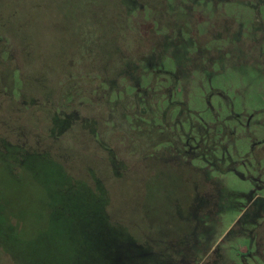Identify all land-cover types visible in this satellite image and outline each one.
<instances>
[{
  "label": "rangeland",
  "instance_id": "1",
  "mask_svg": "<svg viewBox=\"0 0 264 264\" xmlns=\"http://www.w3.org/2000/svg\"><path fill=\"white\" fill-rule=\"evenodd\" d=\"M119 3L0 0V215L8 223H18L15 234L23 236L17 239L6 229L7 237L15 244L20 241L25 252L35 256L42 250V246L33 244L36 236L39 234L42 241L43 236L48 237L46 223L51 203L62 204L69 211V182L49 160L33 155L36 147L39 152L49 150L56 155L62 160L59 164L75 180L86 182L96 195L106 193V238L114 247L102 254L114 264H264V159L256 164L249 154L251 147L260 152L264 145V0L185 2L195 5L188 12L187 22L192 23L199 40H213L206 48L205 64L200 61L205 72L193 71L198 60L192 49L193 39L175 37V33L172 38L164 35L165 52L154 65L169 56L173 62L167 60L165 65L176 68L178 88L185 94L189 91L190 106L201 113L204 121H220L236 131L235 142L226 141L229 148L225 157L238 163L220 173L194 160L197 151L175 153L171 167L157 166L153 175L158 180L150 187L145 169L135 164L129 165L127 176L122 167L114 173L106 157L88 147L85 140L79 138L80 145L76 142L74 131L82 116L77 106L60 110L61 118L68 117L72 129L58 140L48 137L49 111L57 113L61 108L60 91L63 88V92H70L75 85L74 79L63 75L74 32L94 29L96 19L107 26ZM124 3L137 10V1ZM178 6L183 5L170 0V10ZM174 17L166 19L172 28ZM259 154L264 157V152ZM243 160L248 166L239 164ZM226 163L229 166L228 160ZM183 164L200 170L216 188L207 197L212 200V208L201 214L197 231L187 235L184 232L190 214L185 215L187 206L178 205L176 199L187 188L180 179L189 174L175 168ZM49 170L56 172L53 179L61 182L53 184ZM79 191L84 204L95 209L97 200ZM72 216L69 228L79 225L89 231V222H93L99 232H105L103 224L99 225L91 214L85 218L75 213ZM148 232L160 240L169 234L185 236L173 243L172 253L167 254L151 245ZM71 233L68 244L72 256L62 252L63 258L54 264H82L80 251L91 250L92 233L86 236L75 228ZM131 233L139 246L131 247ZM58 240L50 231L49 242L56 245ZM46 251L53 253L48 248ZM0 264L13 263L0 252Z\"/></svg>",
  "mask_w": 264,
  "mask_h": 264
},
{
  "label": "trees",
  "instance_id": "2",
  "mask_svg": "<svg viewBox=\"0 0 264 264\" xmlns=\"http://www.w3.org/2000/svg\"><path fill=\"white\" fill-rule=\"evenodd\" d=\"M119 1L118 10L108 19L107 26H103L100 20L96 19L98 24L94 29L74 32V42L70 49H67L63 75L74 79L75 85H72L70 92H63L62 88L58 102V107L61 108L54 114L49 111L51 118L48 137L58 140L63 133L72 129L69 127V118H61L60 110L69 109L73 105L77 106V113L82 115L76 123L77 131H74L78 135L76 142L80 145L78 139L81 138L86 141L88 147L92 146L97 153L106 157L114 173H118L116 169L122 167L121 170L126 172L127 176L131 172L129 165L132 167L135 164L136 168L145 169L150 175L148 187L158 180V177L153 175L157 166L171 167L175 153L183 155L194 150L198 153L194 160L198 159L202 165L212 167L220 173L231 170L230 167L238 161L225 157L229 148L226 141L235 142L236 131L220 121H204L201 113L190 106L189 91L185 94L184 89L182 92L178 88L180 80L176 68L165 65L167 60L172 61L169 56L165 55L163 63L154 65L165 52L164 35L172 38L175 33V37L181 35L193 39V53L199 60H195L193 71H206L203 66L206 48L213 40L201 42L200 35L193 31L192 23L187 22L188 12L192 10L191 6L195 5L185 4L188 0H172L183 6L170 10V0H135L138 7L134 11L135 7L125 6V0ZM171 16H176L173 28L166 20ZM162 31L165 33L162 34ZM207 123L212 126H207ZM33 151V155L49 160L57 168V173L69 182L67 185L70 191L66 198L69 211L61 207L62 204L51 203L47 215L49 220L46 223L48 237L43 236L42 241L39 234L36 236L33 244L42 246V250L37 251L35 256L26 253L20 241L15 244L7 237L6 229H10L17 239L23 236L15 234L18 223H8L5 217L2 219L0 215L1 254L13 264H54L56 260L63 258L62 252L67 253L69 258L72 256V247L68 242L72 229L75 228L86 236L92 233L89 240L91 250H82L79 253L82 264H114L102 254L103 250L114 247L106 238V227L109 223L106 193L96 195L86 182L75 180L69 171L59 164L62 160L49 150L42 153L35 147ZM262 152L264 145L260 152L251 147L249 154L252 161L260 164L264 159L262 154H259ZM227 160L229 166L226 165ZM239 164L248 166L244 160ZM175 168L189 174L180 179V183L187 188L179 193L180 197L176 199L178 205L187 206L184 213L187 217L190 214V222L184 233L192 234L198 229L201 214L205 209L212 208V200L208 201L207 197L214 194L216 188L193 166L183 164ZM50 173L53 184L61 182L53 179L57 175L56 172ZM169 181L171 185L174 184L172 176ZM79 190L84 192L85 197L97 200L95 209L84 204L85 199L79 196ZM89 207L91 212H88ZM73 213L82 218L88 214L93 215L99 225L103 224L105 232H99L93 222H89V231L79 225L69 228ZM50 231L59 238L56 245L53 241L49 242ZM65 233L67 235H64ZM62 235L66 237L65 240ZM155 235L148 232L147 240L155 249L160 248L167 254L172 253V245L181 242L183 236L169 234L160 240ZM128 240L132 248L139 246L134 234L128 236ZM118 244H115L116 247ZM47 248L49 251L53 250V253H47Z\"/></svg>",
  "mask_w": 264,
  "mask_h": 264
},
{
  "label": "flooded vegetation",
  "instance_id": "3",
  "mask_svg": "<svg viewBox=\"0 0 264 264\" xmlns=\"http://www.w3.org/2000/svg\"><path fill=\"white\" fill-rule=\"evenodd\" d=\"M190 5V4H189ZM254 7H256V6H254Z\"/></svg>",
  "mask_w": 264,
  "mask_h": 264
}]
</instances>
